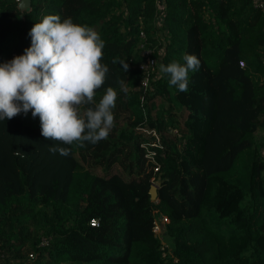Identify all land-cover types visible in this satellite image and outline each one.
<instances>
[{"label": "trees", "instance_id": "16d2710c", "mask_svg": "<svg viewBox=\"0 0 264 264\" xmlns=\"http://www.w3.org/2000/svg\"><path fill=\"white\" fill-rule=\"evenodd\" d=\"M20 1L0 0V63L57 14L100 34L109 72L96 101L109 86L118 95L115 126L95 145L45 140L31 111L0 121V264H264V13L254 0ZM143 44L157 60L147 86ZM185 54L201 66L180 92L156 73Z\"/></svg>", "mask_w": 264, "mask_h": 264}, {"label": "clouds", "instance_id": "9594fccd", "mask_svg": "<svg viewBox=\"0 0 264 264\" xmlns=\"http://www.w3.org/2000/svg\"><path fill=\"white\" fill-rule=\"evenodd\" d=\"M28 35L31 45L22 55L0 63V121L18 114L39 117L45 140L64 145L97 144L106 140L115 126L113 109L117 91L109 86L96 101V92L106 82L109 68L102 64L105 41L90 26L71 18L48 14L36 22ZM184 63L173 61L159 65L160 76L167 75L170 87L189 90V73L201 66L195 54H185ZM119 62L125 72L129 65ZM122 91L125 81L118 79ZM62 156L70 147L50 146Z\"/></svg>", "mask_w": 264, "mask_h": 264}, {"label": "built area", "instance_id": "2783aa9c", "mask_svg": "<svg viewBox=\"0 0 264 264\" xmlns=\"http://www.w3.org/2000/svg\"><path fill=\"white\" fill-rule=\"evenodd\" d=\"M254 3H255V6L260 8L261 11L264 13V0H254ZM142 36H145L144 33H142ZM141 46L143 48L142 55L145 57V60H143L142 63L140 64V68L146 73L145 77L142 80V84L147 86L150 83L151 76L156 72L157 60L152 56L153 49H151L149 47H145L144 44ZM240 64H241V66L245 65L244 61H241ZM156 169H158V168H156ZM153 184H155V180H153ZM157 186H159V184ZM165 218H166V221L168 222L169 219L166 216L162 217L163 220ZM91 224L96 225L97 220L93 219ZM154 230H155L156 234L160 230V225L156 221H155ZM44 243H46V241Z\"/></svg>", "mask_w": 264, "mask_h": 264}, {"label": "rangeland", "instance_id": "374dc122", "mask_svg": "<svg viewBox=\"0 0 264 264\" xmlns=\"http://www.w3.org/2000/svg\"><path fill=\"white\" fill-rule=\"evenodd\" d=\"M162 6V5H161ZM162 33H160V35H161ZM15 57V56H14ZM157 75H159V71L156 73V76ZM160 102H162V99H160ZM164 107L165 108H167L168 107V103L167 102H164ZM165 115H167V114H165ZM179 115H180V112H179V114H177V115H175L176 116V120H177V122L179 121V119H178V117H179ZM167 117V116H166ZM170 129V132H172V133H177L178 132V129L177 128H169ZM145 131V130H144ZM180 132V131H179ZM158 136V135H157ZM259 136H260V139H262L263 137H264V132H261L260 134H259ZM158 141V140H157ZM180 146H182V143L179 145V147ZM121 169V165L120 164H115L114 165V168H113V170H120ZM98 171L100 172V173H104V171L102 170V168H98ZM159 184V182L158 181H155V185H158ZM156 222H158L159 223V225H160V230L158 231V235L162 238V239H164V235H163V226H162V223L160 222V220L159 219H157L156 220ZM163 222H167L166 221V218L164 219V221ZM164 246H166V244L167 245H169V243L164 239Z\"/></svg>", "mask_w": 264, "mask_h": 264}, {"label": "water", "instance_id": "95a60500", "mask_svg": "<svg viewBox=\"0 0 264 264\" xmlns=\"http://www.w3.org/2000/svg\"><path fill=\"white\" fill-rule=\"evenodd\" d=\"M19 7L21 9H30L31 8V0H21L19 2ZM150 193H151V198L152 200H156L158 198V186L155 184H152L151 189H150Z\"/></svg>", "mask_w": 264, "mask_h": 264}, {"label": "crops", "instance_id": "0c3cea01", "mask_svg": "<svg viewBox=\"0 0 264 264\" xmlns=\"http://www.w3.org/2000/svg\"><path fill=\"white\" fill-rule=\"evenodd\" d=\"M159 5L164 6L165 5L164 0H159Z\"/></svg>", "mask_w": 264, "mask_h": 264}]
</instances>
